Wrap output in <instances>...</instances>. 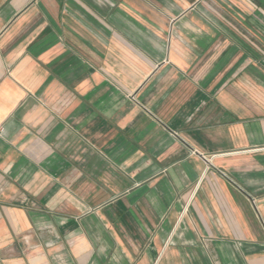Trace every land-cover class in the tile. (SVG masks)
Listing matches in <instances>:
<instances>
[{"label": "crops", "instance_id": "obj_1", "mask_svg": "<svg viewBox=\"0 0 264 264\" xmlns=\"http://www.w3.org/2000/svg\"><path fill=\"white\" fill-rule=\"evenodd\" d=\"M0 264H264V0H0Z\"/></svg>", "mask_w": 264, "mask_h": 264}]
</instances>
